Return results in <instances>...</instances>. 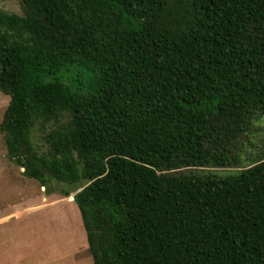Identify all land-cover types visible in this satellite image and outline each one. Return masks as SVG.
I'll use <instances>...</instances> for the list:
<instances>
[{"label": "trees", "instance_id": "1", "mask_svg": "<svg viewBox=\"0 0 264 264\" xmlns=\"http://www.w3.org/2000/svg\"><path fill=\"white\" fill-rule=\"evenodd\" d=\"M21 4L0 10V132L41 186L85 182L94 264H264V153L210 169L264 117V0Z\"/></svg>", "mask_w": 264, "mask_h": 264}, {"label": "rangeland", "instance_id": "2", "mask_svg": "<svg viewBox=\"0 0 264 264\" xmlns=\"http://www.w3.org/2000/svg\"><path fill=\"white\" fill-rule=\"evenodd\" d=\"M0 10L21 13V0H0ZM10 97L0 91V123ZM242 137L240 163L210 168L219 174L246 167L264 153V117ZM34 140L46 151L42 132ZM51 181L43 187L23 174L7 154L0 132V264H94L86 231L76 202L75 190L84 185ZM72 192L66 196V192Z\"/></svg>", "mask_w": 264, "mask_h": 264}, {"label": "water", "instance_id": "3", "mask_svg": "<svg viewBox=\"0 0 264 264\" xmlns=\"http://www.w3.org/2000/svg\"><path fill=\"white\" fill-rule=\"evenodd\" d=\"M73 199H74V197H73Z\"/></svg>", "mask_w": 264, "mask_h": 264}]
</instances>
